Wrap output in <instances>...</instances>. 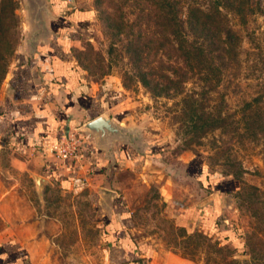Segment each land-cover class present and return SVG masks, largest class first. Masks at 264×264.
Segmentation results:
<instances>
[{
  "label": "rangeland",
  "instance_id": "obj_1",
  "mask_svg": "<svg viewBox=\"0 0 264 264\" xmlns=\"http://www.w3.org/2000/svg\"><path fill=\"white\" fill-rule=\"evenodd\" d=\"M250 1L246 22L222 7L225 24L240 39L236 56L216 62L219 82L208 83L204 69L178 55L171 34L162 33L158 0H50L56 17L47 22L55 34L49 46H40V55L55 60L49 70L60 82L75 70L83 74L75 100H96L97 113L111 109L134 130L140 151L117 143L131 166L122 165L115 181L144 211L155 242L203 264H264V0ZM214 3L183 0L180 12L185 16L190 5L213 10ZM5 9L15 52L8 54L0 92L15 59L35 39L27 1ZM68 122L79 127L82 120L68 113ZM159 185L190 207L181 218H213V227L187 231L169 221L177 214L165 216L166 193L162 197ZM202 185L219 195V206L206 216L197 207ZM37 198L45 212L65 221L66 231L81 224L84 232H94L95 211L85 195L55 185ZM99 245L94 264L105 262Z\"/></svg>",
  "mask_w": 264,
  "mask_h": 264
},
{
  "label": "crops",
  "instance_id": "obj_2",
  "mask_svg": "<svg viewBox=\"0 0 264 264\" xmlns=\"http://www.w3.org/2000/svg\"><path fill=\"white\" fill-rule=\"evenodd\" d=\"M52 38L47 43L31 42L25 55L15 59L0 92V264H94L99 242L104 264H203L156 243L154 232L145 227L148 219L143 218L142 208L134 207L119 191L117 175L124 170L122 165L127 169L131 162L120 154L117 143L110 156L81 130L104 112L95 111L96 100L86 102L82 95L75 100L83 89L82 73L75 70L60 82L58 74L49 70L55 60L40 55V46H49ZM68 113L82 120L79 127L68 122ZM106 113L116 119L111 109ZM75 131L84 139L80 155L63 160L55 144ZM55 185L86 196L95 211L94 232H84L81 224L68 232L61 217L44 211V200L37 196ZM167 186L159 185L158 191L162 197L166 193L165 216L176 217L169 221L187 231L213 227V218H181L190 207L174 200ZM200 190L197 207L206 216L219 206V195L209 194L203 185ZM170 210L177 215L169 216Z\"/></svg>",
  "mask_w": 264,
  "mask_h": 264
},
{
  "label": "trees",
  "instance_id": "obj_3",
  "mask_svg": "<svg viewBox=\"0 0 264 264\" xmlns=\"http://www.w3.org/2000/svg\"><path fill=\"white\" fill-rule=\"evenodd\" d=\"M183 0H158L160 6L159 20L162 33L171 34L178 55L189 64L204 69L208 83L221 80L222 67L216 63L226 56H236V41L240 39L239 32L223 20L222 7H230L246 22L245 14L252 9L250 0H215V8L207 10L199 5H190L185 16L181 14ZM16 0H0V82L8 72L9 53L15 52L10 40V28L6 24L7 8ZM19 46L16 50V54ZM19 56V55H18ZM195 68V67H194ZM144 155L149 156L150 152ZM195 178L203 184L201 175ZM204 185V184H203Z\"/></svg>",
  "mask_w": 264,
  "mask_h": 264
},
{
  "label": "water",
  "instance_id": "obj_4",
  "mask_svg": "<svg viewBox=\"0 0 264 264\" xmlns=\"http://www.w3.org/2000/svg\"><path fill=\"white\" fill-rule=\"evenodd\" d=\"M30 11V21L34 26L32 42H49L55 31L51 24L47 22L48 18L55 19L56 14L53 10L50 0H26ZM41 39H38V38ZM82 131L91 134L97 143V146L105 149L110 156H113V147L115 143H124L134 148L136 146V134L134 130L121 124L117 119L107 113H101L86 122L81 127Z\"/></svg>",
  "mask_w": 264,
  "mask_h": 264
},
{
  "label": "built area",
  "instance_id": "obj_5",
  "mask_svg": "<svg viewBox=\"0 0 264 264\" xmlns=\"http://www.w3.org/2000/svg\"><path fill=\"white\" fill-rule=\"evenodd\" d=\"M82 138L75 132L64 134L55 144L57 156L63 160L76 159L80 155Z\"/></svg>",
  "mask_w": 264,
  "mask_h": 264
}]
</instances>
